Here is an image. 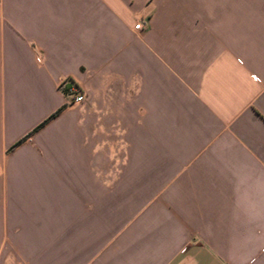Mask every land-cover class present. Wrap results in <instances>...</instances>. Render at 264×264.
Here are the masks:
<instances>
[{"label":"crops","instance_id":"crops-1","mask_svg":"<svg viewBox=\"0 0 264 264\" xmlns=\"http://www.w3.org/2000/svg\"><path fill=\"white\" fill-rule=\"evenodd\" d=\"M0 264H264V0H0Z\"/></svg>","mask_w":264,"mask_h":264},{"label":"built area","instance_id":"built-area-1","mask_svg":"<svg viewBox=\"0 0 264 264\" xmlns=\"http://www.w3.org/2000/svg\"><path fill=\"white\" fill-rule=\"evenodd\" d=\"M140 27H141L140 22L135 23V25H134L135 29H139ZM85 99H86V94L84 92H78V93L74 94L72 102L79 103V102L84 101Z\"/></svg>","mask_w":264,"mask_h":264},{"label":"rangeland","instance_id":"rangeland-1","mask_svg":"<svg viewBox=\"0 0 264 264\" xmlns=\"http://www.w3.org/2000/svg\"><path fill=\"white\" fill-rule=\"evenodd\" d=\"M112 132L111 131H109V132H107V131H105L104 132V139L105 140H110V138H111V136H112ZM110 154V153H109ZM113 161V160H112ZM109 165V167H111V166H113L111 163L110 164H108ZM116 165H118V164H116Z\"/></svg>","mask_w":264,"mask_h":264}]
</instances>
